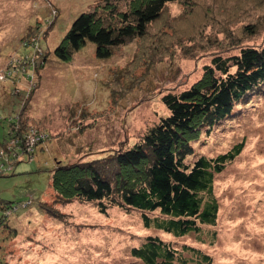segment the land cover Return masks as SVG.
<instances>
[{"label":"rangeland","instance_id":"obj_1","mask_svg":"<svg viewBox=\"0 0 264 264\" xmlns=\"http://www.w3.org/2000/svg\"><path fill=\"white\" fill-rule=\"evenodd\" d=\"M97 1L102 0H0V138L7 126L3 117L15 112L53 132L36 160L0 175V202L18 204L0 226V260L146 264L130 249L158 233L202 248L212 264H264V92L192 142L188 161L244 142L241 153L215 175L218 219L200 236L174 237L146 226L137 210L103 212L79 200L55 203L53 213L41 206L53 200L57 160L88 159L102 149L134 144L168 114L165 92L189 87L213 55L264 42V0H178L152 24L154 33L130 37L109 57L96 56L91 40L70 59L57 57L72 21ZM153 46L161 49L152 51ZM3 213L0 206V217Z\"/></svg>","mask_w":264,"mask_h":264},{"label":"trees","instance_id":"obj_2","mask_svg":"<svg viewBox=\"0 0 264 264\" xmlns=\"http://www.w3.org/2000/svg\"><path fill=\"white\" fill-rule=\"evenodd\" d=\"M175 1H97L94 8L75 17L55 53L68 60L91 40L96 44V56L109 57L130 37L154 33L152 24ZM165 29L156 34L160 36ZM155 49L161 47L153 46L152 51ZM203 69V75L189 87L162 95L168 114L134 144L102 149L88 159L57 160L52 171L53 200L41 202V206L53 213L55 203L79 200L94 202L103 212L111 207L137 210L146 226L163 229L174 237L191 233L200 236L205 227L216 225L219 202L214 192L215 175L241 153L244 142H236L216 155L200 154L188 161L194 153L192 142L203 131L234 117L252 95L264 92V42L242 46L239 52L225 56L215 54ZM3 118L7 126L0 138V175L15 172L19 162L36 160L37 152L48 149L53 136L50 129L34 124L23 113ZM33 136L38 138L32 140ZM0 206L4 210L1 226L18 204L2 201ZM10 230L17 233L15 228ZM130 253L146 264L213 263L212 255L202 248L180 244L158 233L146 235ZM0 264L10 263L3 258Z\"/></svg>","mask_w":264,"mask_h":264},{"label":"built area","instance_id":"obj_3","mask_svg":"<svg viewBox=\"0 0 264 264\" xmlns=\"http://www.w3.org/2000/svg\"><path fill=\"white\" fill-rule=\"evenodd\" d=\"M36 138H38V136H33L31 139L34 140V139H36Z\"/></svg>","mask_w":264,"mask_h":264}]
</instances>
